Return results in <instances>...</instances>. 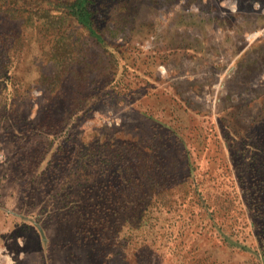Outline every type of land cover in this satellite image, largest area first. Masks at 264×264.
Instances as JSON below:
<instances>
[{
	"label": "rangeland",
	"instance_id": "374dc122",
	"mask_svg": "<svg viewBox=\"0 0 264 264\" xmlns=\"http://www.w3.org/2000/svg\"><path fill=\"white\" fill-rule=\"evenodd\" d=\"M107 7L116 39L76 26L59 79L52 37L0 16V264H264V0ZM208 211L247 249L201 226Z\"/></svg>",
	"mask_w": 264,
	"mask_h": 264
},
{
	"label": "trees",
	"instance_id": "16d2710c",
	"mask_svg": "<svg viewBox=\"0 0 264 264\" xmlns=\"http://www.w3.org/2000/svg\"><path fill=\"white\" fill-rule=\"evenodd\" d=\"M111 2L112 0H0V16H15L21 17L28 22H37V29L41 31L42 34L52 37V44L48 53L51 54L52 59L58 65V71H56L54 77L59 79V77H62V74L74 70L70 68V66L78 58V52L82 51L84 48L81 41L80 43L77 42L80 40L79 37L74 36L72 33V31H78L75 28L76 26H79L83 31L85 30L87 34L92 35L93 37L90 38L91 42H94L97 47H100L101 42L109 45L111 44V39H116L117 29L113 26L111 29H107V25H102L107 19L105 13L108 8L107 5ZM102 30H108L109 35H104ZM60 40L62 41L59 42ZM2 42V39H0V43ZM112 46L118 48L117 52L121 55L123 67H135L140 71V73L133 74L132 78L140 77L141 79L138 81H144L146 85H148L152 72L148 70V67H145V65L144 67L137 65L138 63H136V60L140 57L138 51L135 49L126 51L122 43L115 42ZM2 47H4L2 51L8 48L7 46ZM110 55H112V52ZM141 58L143 59L141 65L149 62L150 58L152 62H157L158 60L154 53H144ZM8 64L9 58L8 61H4L0 66V77L7 78V82L10 79V77H6L10 72V66ZM98 74L105 76L107 79L113 78L114 71L109 66V60H107V64L101 67ZM124 75L126 77V72ZM120 78H122V76ZM110 97L112 98L113 95H110ZM195 182L199 184V181L198 183L197 181ZM151 186L153 185L151 184ZM150 196L153 197L154 201L165 205L163 204L165 198L163 192L155 191ZM196 201L198 204L203 203L204 206L208 203L206 195L201 193L196 197ZM136 204L137 206H142L140 201H126V203L120 204V208L126 212L127 206L131 205L135 207ZM146 206L145 204V207ZM207 214L210 216L211 221H200L201 226L207 224L213 229L214 233L218 235H221L223 232L226 233L227 235L223 234L222 238L228 243L227 245L238 250L247 249L246 245L234 239L232 231H226L224 229V225L219 221L218 215L213 211H208Z\"/></svg>",
	"mask_w": 264,
	"mask_h": 264
}]
</instances>
